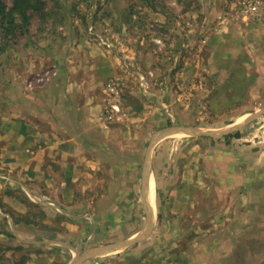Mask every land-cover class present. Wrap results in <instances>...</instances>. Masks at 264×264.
<instances>
[{"label":"crops","instance_id":"crops-1","mask_svg":"<svg viewBox=\"0 0 264 264\" xmlns=\"http://www.w3.org/2000/svg\"><path fill=\"white\" fill-rule=\"evenodd\" d=\"M56 59L49 82L29 90L12 81L0 96V264H70L87 254L90 236L122 244L115 249L135 245L137 252L128 254L134 258L124 257L129 264H180L179 243L139 242L161 232H227L212 243L201 239L198 254L215 247L231 252L241 237L253 249L259 233L264 247L263 151L252 155L233 140L215 148L180 145L170 162L176 148H158L157 156H145L140 174V150L126 146L123 132L101 125L93 73L83 60L69 61L66 50ZM194 149L196 155L187 154ZM164 217L168 224L156 227ZM190 219L202 222L189 226ZM99 255L77 264H119Z\"/></svg>","mask_w":264,"mask_h":264},{"label":"rangeland","instance_id":"rangeland-1","mask_svg":"<svg viewBox=\"0 0 264 264\" xmlns=\"http://www.w3.org/2000/svg\"><path fill=\"white\" fill-rule=\"evenodd\" d=\"M3 1L11 5V0ZM42 1L38 9H28L26 24L2 38L0 96L12 81L24 83L29 90L49 82L56 73L57 52L66 50L69 61L78 63L81 59L93 73L94 91L101 97V104L106 80L120 82L122 119L108 128L119 135L123 132L126 146L140 150V174L147 165L145 156L147 160L152 154L157 156L158 148H176L169 160L172 162L180 145L189 146L188 150L193 146L226 145L222 136L213 135L239 124L236 130L240 135L229 142L246 146L244 150L252 155L263 151L264 156V38H259L264 30V23H259L264 19V8L252 16L243 13L239 4L242 0ZM15 22L21 25L18 15ZM76 51L81 56L75 58ZM169 128L181 130L157 140ZM188 128L214 134H195ZM190 152L187 154L196 155V149ZM154 170L158 174L161 171L158 166ZM193 193L200 195L194 190ZM209 193L214 197L213 191ZM163 198L162 190L156 194L157 207ZM32 201H36L35 197ZM138 204L142 213L141 195ZM162 219L165 224L159 222L156 227L168 224L165 217ZM141 220L144 224L145 219ZM197 222L202 221L190 219L189 226ZM203 234L161 232L158 238L152 235L139 242L170 241L171 248L179 243L177 256H181L182 246L181 254L187 262L194 258L192 264H264L260 233L253 240V249H245L241 237L231 252L215 247L198 254L196 244L201 239L212 243L219 235L228 237L227 232ZM89 238L93 243L87 251L114 241ZM144 246L140 245L142 251ZM134 252L135 245L112 249L95 258L129 264L131 260L124 257ZM161 253H157L160 259L167 257ZM183 256L180 264L184 263Z\"/></svg>","mask_w":264,"mask_h":264},{"label":"built area","instance_id":"built-area-1","mask_svg":"<svg viewBox=\"0 0 264 264\" xmlns=\"http://www.w3.org/2000/svg\"><path fill=\"white\" fill-rule=\"evenodd\" d=\"M239 4L245 15L254 16L264 8V0H242ZM103 90L105 96L100 118L102 120L101 125L108 128L111 123L120 122L122 119V87L120 82L113 78L106 80Z\"/></svg>","mask_w":264,"mask_h":264},{"label":"trees","instance_id":"trees-1","mask_svg":"<svg viewBox=\"0 0 264 264\" xmlns=\"http://www.w3.org/2000/svg\"><path fill=\"white\" fill-rule=\"evenodd\" d=\"M43 4L42 0H11V5L8 6L3 0H0V51L2 50L1 41L6 35L13 33L14 29L18 26L22 27V24H26L29 18L28 9L33 7L34 9L39 7V4ZM18 15L21 20V25L15 22V16ZM239 131L229 132L223 135L225 142L233 137H238Z\"/></svg>","mask_w":264,"mask_h":264},{"label":"water","instance_id":"water-1","mask_svg":"<svg viewBox=\"0 0 264 264\" xmlns=\"http://www.w3.org/2000/svg\"><path fill=\"white\" fill-rule=\"evenodd\" d=\"M252 117L253 116H250V118H252ZM246 121H248V120H246ZM239 126H241V124L232 126V127L228 128V129H226L224 131H221L220 132L221 134L220 133L215 134V135H213V137H215V136H218L219 137V135L220 136H223L225 134H228L229 132H231L233 130H236ZM188 129H189V131L194 132L195 134H207V135L214 134L212 132H209V131H206V130H202V129H194V128L193 129L192 128H188ZM177 130H181V129H179V128H169V129H166L165 131H163L160 134V137L161 136L168 135V134H171L172 132H177ZM160 137H158V138H160ZM120 245H122V244H119L118 245V242L117 243H108V244L101 245V246H99V247H97V248H95V249H93L91 251L90 250L87 251V254H85V255H82V254L78 255L75 258V260H73L70 264H77L81 259H84L86 257H93V256H96V255L102 254V253H104L106 251L115 249L117 246H120Z\"/></svg>","mask_w":264,"mask_h":264}]
</instances>
